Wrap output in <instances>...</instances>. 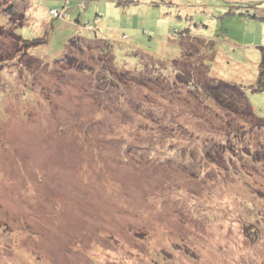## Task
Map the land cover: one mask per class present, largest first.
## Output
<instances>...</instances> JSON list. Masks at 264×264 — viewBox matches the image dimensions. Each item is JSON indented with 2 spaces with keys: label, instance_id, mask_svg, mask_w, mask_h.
<instances>
[{
  "label": "rangeland",
  "instance_id": "1",
  "mask_svg": "<svg viewBox=\"0 0 264 264\" xmlns=\"http://www.w3.org/2000/svg\"><path fill=\"white\" fill-rule=\"evenodd\" d=\"M261 47L264 0H0V264H264V120L206 90Z\"/></svg>",
  "mask_w": 264,
  "mask_h": 264
},
{
  "label": "trees",
  "instance_id": "2",
  "mask_svg": "<svg viewBox=\"0 0 264 264\" xmlns=\"http://www.w3.org/2000/svg\"><path fill=\"white\" fill-rule=\"evenodd\" d=\"M16 6H17V3L15 5L9 2L7 9L5 11V14H4L9 19V22L11 23H13V20L15 19V17L17 18L21 14ZM52 11L55 12L56 10H52ZM244 15L250 19H257L256 14H254V10L250 7L246 8ZM20 16L24 17L23 15H20ZM23 27L24 26H22V28ZM13 36H16L17 41L20 40L21 47L23 46L24 48L28 49V54L31 51L32 47H38L40 45H43V43L41 42H28L26 40H23L20 35L17 37V34L16 35L14 34ZM76 42H77L76 39H73L70 42V45H69L70 50H72L74 46H77ZM108 46H109V49L112 48V46L109 43H108ZM70 54H71L70 51H68L67 49V52L64 55L66 57H64V59L59 58L58 59L59 61L56 60L54 63H51V64L42 63V64L45 66L47 65L54 66L55 63H59V62L63 63L67 60L69 61V64H72L70 61V58H73V57ZM259 65H260V69H258V73H255V76H254V78H256L255 80L256 82L252 84L250 87H241L235 84L228 83L226 81H221V80L212 78L208 86V89H206L208 92L209 98L216 99L218 102H220V100L224 98L226 99L225 102L228 101V107L231 108V111L241 113L243 115H247V117L250 116V117H255L256 119L264 120V116H260L258 112L255 111L252 105L253 103L250 102L251 100L249 99V96H252V95L253 96H256V94L264 95V47L260 48ZM126 72H129V71H126ZM104 91L106 92V90ZM243 111L245 112L243 113Z\"/></svg>",
  "mask_w": 264,
  "mask_h": 264
}]
</instances>
